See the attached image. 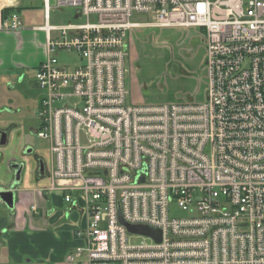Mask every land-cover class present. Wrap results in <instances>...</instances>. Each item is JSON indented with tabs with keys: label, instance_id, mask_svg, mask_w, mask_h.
Segmentation results:
<instances>
[{
	"label": "built area",
	"instance_id": "1",
	"mask_svg": "<svg viewBox=\"0 0 264 264\" xmlns=\"http://www.w3.org/2000/svg\"><path fill=\"white\" fill-rule=\"evenodd\" d=\"M43 2L33 30L46 33L35 82L36 133L53 159L47 191L81 201L86 221L68 262L264 264V0H56L74 10L61 26ZM2 11L0 33H20L19 13ZM138 27L202 31L204 102H129ZM60 52L81 63L61 66ZM126 225L159 230L160 241Z\"/></svg>",
	"mask_w": 264,
	"mask_h": 264
},
{
	"label": "rangeland",
	"instance_id": "2",
	"mask_svg": "<svg viewBox=\"0 0 264 264\" xmlns=\"http://www.w3.org/2000/svg\"><path fill=\"white\" fill-rule=\"evenodd\" d=\"M50 4V25L61 26L73 21V9H57L56 0H50ZM17 8L20 9L18 13L24 29L15 36H5L7 40H4V44L7 47L0 52L2 60L9 63L11 68L0 71V128H15L16 144L23 140L25 146L30 145L27 147L32 151L30 154L42 158L49 175L52 168L50 145L36 133L40 125L38 109L43 92L35 83V77L39 66L37 62L46 55V33L33 30L45 23L44 2L25 0ZM132 21L146 23L151 22L152 17L135 15ZM201 32L199 29H132L129 34L127 69L128 81L133 85L134 94H131L129 102L135 103V99L147 105L204 102L207 82L205 42ZM57 58L61 66L81 63L80 58L74 54L60 52ZM186 69L192 70L193 74H189ZM33 159L40 168L37 158ZM44 184L49 187L51 180L44 179ZM32 185L33 188L39 185V180ZM186 216L181 210L171 211L173 218Z\"/></svg>",
	"mask_w": 264,
	"mask_h": 264
},
{
	"label": "crops",
	"instance_id": "3",
	"mask_svg": "<svg viewBox=\"0 0 264 264\" xmlns=\"http://www.w3.org/2000/svg\"><path fill=\"white\" fill-rule=\"evenodd\" d=\"M24 2L25 0H0V11L17 8ZM14 34L16 33H0V52L7 47L4 37L15 36ZM44 59L42 57L37 66ZM8 64L0 55V71L11 69ZM187 71L193 74L192 70ZM129 88L133 93L131 82ZM135 103L141 104L138 99H135ZM6 129L0 128V131L8 134L7 144L0 145V190H9L16 183L17 170L11 168L9 163L22 166L23 171L20 181L15 185L14 209H10L4 202L0 204V264H88L85 258L75 263L67 260L82 245V240L75 236V231L84 228L86 222L82 202H76L77 198H74L75 204H68L61 194L46 191L47 183H43L44 179L49 178L48 167L44 166L43 172H39L33 158H37L39 166L42 158L30 154L32 151L27 147L31 146H25L23 140L16 144L15 128ZM37 180L39 185L33 188L32 184ZM31 206H36L38 212L32 214Z\"/></svg>",
	"mask_w": 264,
	"mask_h": 264
},
{
	"label": "water",
	"instance_id": "4",
	"mask_svg": "<svg viewBox=\"0 0 264 264\" xmlns=\"http://www.w3.org/2000/svg\"><path fill=\"white\" fill-rule=\"evenodd\" d=\"M7 138H8V134L7 132H3L0 131V145L1 146H5L7 144ZM14 169L18 170L17 171V175H16V183L20 181L21 179V174H22V169L23 167L15 164L13 166ZM40 168L41 171L43 172L44 169V163L43 161L40 162ZM15 183V185H16ZM13 185L9 190L7 189H2L0 190V199L10 208V209H14L15 206V188L16 186ZM128 231L132 234H141L144 236H152L154 237L156 240L160 241L161 238V233L159 230L153 229V228H149V227H145V226H129L126 225Z\"/></svg>",
	"mask_w": 264,
	"mask_h": 264
},
{
	"label": "trees",
	"instance_id": "5",
	"mask_svg": "<svg viewBox=\"0 0 264 264\" xmlns=\"http://www.w3.org/2000/svg\"><path fill=\"white\" fill-rule=\"evenodd\" d=\"M19 10L20 9H18V8H5V9H3L2 14H3L4 18L6 19V18H8V16L11 13H14V12H17L18 13Z\"/></svg>",
	"mask_w": 264,
	"mask_h": 264
},
{
	"label": "flooded vegetation",
	"instance_id": "6",
	"mask_svg": "<svg viewBox=\"0 0 264 264\" xmlns=\"http://www.w3.org/2000/svg\"><path fill=\"white\" fill-rule=\"evenodd\" d=\"M15 164H13V163H9V166L12 168L13 166H14ZM23 170V169H22ZM18 171V170H17ZM17 171H16V173H17ZM39 172H41V168H39ZM15 173V174H16ZM17 175V174H16Z\"/></svg>",
	"mask_w": 264,
	"mask_h": 264
}]
</instances>
